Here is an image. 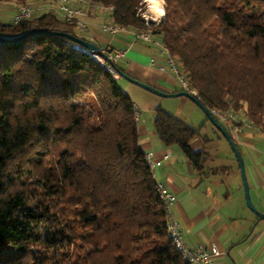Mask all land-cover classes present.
<instances>
[{"label":"trees","instance_id":"trees-1","mask_svg":"<svg viewBox=\"0 0 264 264\" xmlns=\"http://www.w3.org/2000/svg\"><path fill=\"white\" fill-rule=\"evenodd\" d=\"M94 1L114 6L115 24L150 30L209 110H243L264 132V0H165L148 25L143 0ZM40 29L83 37L54 11L0 20L4 38ZM135 111L71 39L0 42V264H191L170 238ZM154 125L202 167L206 151L191 146L199 129L162 106Z\"/></svg>","mask_w":264,"mask_h":264},{"label":"crops","instance_id":"crops-1","mask_svg":"<svg viewBox=\"0 0 264 264\" xmlns=\"http://www.w3.org/2000/svg\"><path fill=\"white\" fill-rule=\"evenodd\" d=\"M32 1L40 14L57 8L56 0ZM19 3L21 0H15L14 11ZM74 4L87 10L85 19L89 25L86 32L77 28L76 31L104 50L125 51V56L117 64L123 66L127 74L166 93L185 91L170 69L169 53L159 40L160 44L142 39L133 41L135 31L132 29L117 34L103 31L100 24L113 21L111 11L87 7L79 0ZM116 78L124 81L123 84L119 82L120 86L141 110L138 122L141 148L147 154L152 153L155 161L161 162L153 174L157 182L176 195L172 210L181 224L186 243L189 246L198 243L218 245L222 254L216 258L215 264H263L264 219H260L247 204L240 164L227 138L219 130L218 133L205 134L206 125L200 124V120L191 123L196 110L183 115L191 100L189 97H163L120 75ZM164 98H175L182 104L175 111L166 106L165 109L199 129L200 134L193 139L191 146L207 153L201 168H196L178 145L167 146L159 138L154 125L155 110L164 106ZM230 111L242 120L241 134L232 137L245 163L252 202L264 212V132L253 124L245 111ZM220 123L227 129L225 123Z\"/></svg>","mask_w":264,"mask_h":264},{"label":"built area","instance_id":"built-area-1","mask_svg":"<svg viewBox=\"0 0 264 264\" xmlns=\"http://www.w3.org/2000/svg\"><path fill=\"white\" fill-rule=\"evenodd\" d=\"M82 4L87 7H98L103 11H113L114 6L105 5L102 3H97L94 0H79ZM57 8L54 10L63 20L68 23L74 24L75 27L82 32H86L89 29V25L85 19L87 15V10L81 7H77L74 2L75 0H56ZM37 7L29 2H21L18 4L13 23L19 24L24 20L31 19L36 15ZM150 20L147 18L146 23L149 24ZM159 23V22H158ZM100 28L103 31L110 32L112 34H117L122 31L128 30V28L115 24L114 22H103L100 24ZM134 38L133 41L142 39L145 41H150L155 44H160L157 39L154 38L152 32L147 29H142L139 31L133 32ZM84 48V47H83ZM85 50H88L84 48ZM103 53L106 54V57H103L99 54L93 53V57L96 61L100 62L105 70L112 73L115 77L119 74L117 72L114 64L117 63L119 59L125 56V51L118 50L115 52L102 49ZM170 69L175 72L179 79V83L185 91H188L191 94L197 96V93L192 89L188 83L186 77L181 73V68L179 62L176 58L169 54L168 59ZM135 120L136 122L140 121L141 110L135 105ZM212 115L216 117L220 122L226 124L227 129L232 134V136L238 137L242 132L241 119L236 118V116L230 111H220L217 109L210 110ZM149 166L151 167L152 172L154 173V168L156 165L161 164L159 161H155L153 154L149 153L146 155ZM157 188L160 194V198L165 204L167 215H168V224H169V235L172 240V243L181 256V258L191 264H215L216 258L221 256L222 252L219 249L218 245L210 244L205 245L203 243H198L195 246H189L184 238V234L181 228L180 222L176 219L173 214L172 206L176 201V195L167 190L166 186L162 183H157ZM264 264V263H263Z\"/></svg>","mask_w":264,"mask_h":264},{"label":"water","instance_id":"water-1","mask_svg":"<svg viewBox=\"0 0 264 264\" xmlns=\"http://www.w3.org/2000/svg\"><path fill=\"white\" fill-rule=\"evenodd\" d=\"M36 33H49V34H54V35H61V36H65L69 39H71L72 41H74L75 43L81 45L82 47L88 49L90 52L92 53H96L99 54L103 57H106V54L103 53L102 48L97 45L96 43L80 37L78 35L69 33V32H64V31H50V30H46V29H40V30H33L30 31L26 34H24L21 37L18 38H13V39H9V38H4L2 36H0V42L1 43H7V44H13V43H19L21 41H23L25 38L36 34ZM117 69V68H116ZM117 72L120 76L124 77L125 79L129 80L130 82L137 84L143 88H145L146 90L155 93L157 95L163 96V97H177V96H187L189 97L191 100H193L199 107L202 108V110L206 113V115L209 117V119L213 122V124L217 127V129L227 138V140L229 141L238 161L240 164V169H241V173H242V177H243V182H244V188H245V195H246V200H247V204L249 206V208L255 212L258 217L260 219H264V212L260 211L259 209H257L251 199V194H250V187H249V183H248V179H247V175H246V171H245V163L242 157V154L239 150V148L237 147L235 141L233 140V137L231 135V133L217 120L216 117H214L211 113V111L209 110V108L207 106H205L203 104V102L198 98V96L189 93L188 91H181L178 93H166L148 83H145L143 81H141L140 79L134 78L132 76H130L129 74H127L126 72L117 69Z\"/></svg>","mask_w":264,"mask_h":264},{"label":"rangeland","instance_id":"rangeland-1","mask_svg":"<svg viewBox=\"0 0 264 264\" xmlns=\"http://www.w3.org/2000/svg\"><path fill=\"white\" fill-rule=\"evenodd\" d=\"M29 2L31 4H33L36 7V4L33 3V1H27V0H21V2ZM142 8H140V14L144 17V19L146 20L152 13V8L150 6V0H143L142 2ZM165 5H166V1L163 0L161 7L163 9V17L165 15ZM15 0H10V1H5V2H0V20L6 23H12L13 19H14V14H15ZM41 11H36V15H39ZM150 21H154L156 23L160 22V21H156L153 20L151 18H148ZM106 21V20H105ZM79 35H83L81 33H79V31L77 32ZM118 82H120V84H123L124 81L123 80H119ZM164 106H162L163 108L168 107L170 110L175 111L177 109H180V107H182L181 103L179 104L178 101H176L175 98H164ZM166 106V107H165ZM194 109L196 110V114L193 116L191 123H195L198 120H200V124H205V134L207 135H211L212 133H218V129L217 127L213 124V122L209 119V117L206 115V113L202 110L201 107L199 106H195L194 103L190 100L188 101V104L185 106L184 108V113L183 115H186V113H190L192 112L191 110Z\"/></svg>","mask_w":264,"mask_h":264},{"label":"bare ground","instance_id":"bare-ground-1","mask_svg":"<svg viewBox=\"0 0 264 264\" xmlns=\"http://www.w3.org/2000/svg\"><path fill=\"white\" fill-rule=\"evenodd\" d=\"M163 0H150V6L152 8L151 15L148 18H151L156 21H160L163 18V9L161 7Z\"/></svg>","mask_w":264,"mask_h":264}]
</instances>
